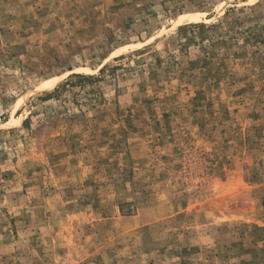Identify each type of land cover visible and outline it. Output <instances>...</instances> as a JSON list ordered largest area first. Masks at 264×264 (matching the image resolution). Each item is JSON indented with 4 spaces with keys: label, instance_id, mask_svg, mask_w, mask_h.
I'll return each instance as SVG.
<instances>
[{
    "label": "rangeland",
    "instance_id": "obj_1",
    "mask_svg": "<svg viewBox=\"0 0 264 264\" xmlns=\"http://www.w3.org/2000/svg\"><path fill=\"white\" fill-rule=\"evenodd\" d=\"M0 264H264V0H0Z\"/></svg>",
    "mask_w": 264,
    "mask_h": 264
},
{
    "label": "bare ground",
    "instance_id": "obj_2",
    "mask_svg": "<svg viewBox=\"0 0 264 264\" xmlns=\"http://www.w3.org/2000/svg\"><path fill=\"white\" fill-rule=\"evenodd\" d=\"M195 18L196 17V14H194V15H191V14H187V15H185V18Z\"/></svg>",
    "mask_w": 264,
    "mask_h": 264
}]
</instances>
